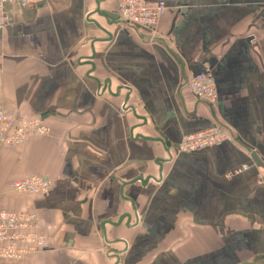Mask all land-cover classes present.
Returning a JSON list of instances; mask_svg holds the SVG:
<instances>
[{
  "label": "crops",
  "instance_id": "1",
  "mask_svg": "<svg viewBox=\"0 0 264 264\" xmlns=\"http://www.w3.org/2000/svg\"><path fill=\"white\" fill-rule=\"evenodd\" d=\"M150 1L168 7L152 42L117 0L6 7L0 110L51 133L0 146V208L34 212L49 246L0 264H264V0ZM207 70L217 107L188 89ZM214 127L229 138L171 160ZM35 175L47 195L13 190Z\"/></svg>",
  "mask_w": 264,
  "mask_h": 264
},
{
  "label": "built area",
  "instance_id": "2",
  "mask_svg": "<svg viewBox=\"0 0 264 264\" xmlns=\"http://www.w3.org/2000/svg\"><path fill=\"white\" fill-rule=\"evenodd\" d=\"M117 2L119 20L122 23L131 28L146 30L150 34L151 42L157 38L159 26L168 10L165 2L150 0H117ZM30 3V0H0V32L11 26L6 14L8 5L27 7ZM188 89L198 101L208 102L214 107L218 106L219 92L211 71L191 74ZM50 133V128L42 119L16 118L0 110V146L4 148L16 149L32 137H44ZM228 138L227 132L218 127L197 134L183 135L179 145L174 150H170V158L173 161L180 154L212 148ZM52 188L53 183L50 180L36 175L13 184L16 193L28 195H47ZM142 222V216L137 214L136 227L140 228ZM48 246L49 238L34 212H17L0 208V262L22 261L40 253Z\"/></svg>",
  "mask_w": 264,
  "mask_h": 264
},
{
  "label": "rangeland",
  "instance_id": "3",
  "mask_svg": "<svg viewBox=\"0 0 264 264\" xmlns=\"http://www.w3.org/2000/svg\"><path fill=\"white\" fill-rule=\"evenodd\" d=\"M44 137H46V136H44Z\"/></svg>",
  "mask_w": 264,
  "mask_h": 264
}]
</instances>
